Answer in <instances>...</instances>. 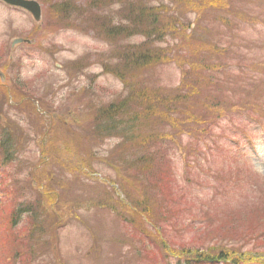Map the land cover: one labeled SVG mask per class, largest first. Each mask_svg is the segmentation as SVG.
Masks as SVG:
<instances>
[{"label":"rangeland","instance_id":"rangeland-1","mask_svg":"<svg viewBox=\"0 0 264 264\" xmlns=\"http://www.w3.org/2000/svg\"><path fill=\"white\" fill-rule=\"evenodd\" d=\"M36 1L0 2V264H264V0ZM132 6L173 36L111 35Z\"/></svg>","mask_w":264,"mask_h":264},{"label":"trees","instance_id":"trees-1","mask_svg":"<svg viewBox=\"0 0 264 264\" xmlns=\"http://www.w3.org/2000/svg\"><path fill=\"white\" fill-rule=\"evenodd\" d=\"M117 3L119 2H116L115 4ZM117 20H119V22L120 21H124V23L127 22L128 25H125V26H130V27L121 26L122 27L121 29L118 26V27L112 28L109 32L111 35L115 36L120 30H123L125 36L128 38L143 34V38L145 39L143 43L147 47H151L152 45L156 43L162 44L165 42V39L167 37L173 36L171 31L165 30V28L163 27V24L161 23V18L159 16L153 14L152 12H148L146 9L140 8L138 6H132L131 9H129L128 16L126 17L121 16L117 18L116 22L118 24L119 22ZM104 33L106 36L109 35L107 31H104ZM151 53H153V50L149 49L148 51H145V53L134 54L132 57L125 59V62H126L125 66L129 65L128 67L134 71L136 69H142L144 66L150 65L152 62L159 61V58L155 57V55H152ZM142 54H145V55L140 56ZM206 62H207L206 59L201 60V63L203 64ZM187 69H190V67L187 66ZM113 74L118 79H121L123 78L124 75H127L129 73H113ZM197 93L199 94V91ZM197 93L194 90L190 91V94H193V96ZM123 107L124 106L120 107L119 109ZM117 127L119 126L112 125V130L117 129ZM9 146H10V139L8 137L6 140V153L4 152L5 159L7 162H11L15 155L14 152H10ZM37 208H39V206L34 207L35 209L34 213L37 210ZM203 210L204 209H202L201 212H204ZM247 210H249V208H247ZM27 213L32 214V209H28Z\"/></svg>","mask_w":264,"mask_h":264},{"label":"water","instance_id":"water-1","mask_svg":"<svg viewBox=\"0 0 264 264\" xmlns=\"http://www.w3.org/2000/svg\"><path fill=\"white\" fill-rule=\"evenodd\" d=\"M6 4L24 9L28 11L35 19L36 22L40 21L41 18V10L38 3L34 1H26V0H3Z\"/></svg>","mask_w":264,"mask_h":264}]
</instances>
